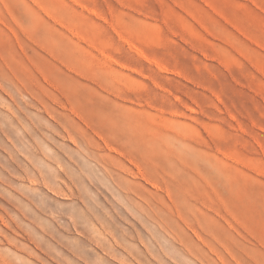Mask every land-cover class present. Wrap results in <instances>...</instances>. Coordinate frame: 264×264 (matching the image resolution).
I'll list each match as a JSON object with an SVG mask.
<instances>
[{"label": "rangeland", "instance_id": "rangeland-1", "mask_svg": "<svg viewBox=\"0 0 264 264\" xmlns=\"http://www.w3.org/2000/svg\"><path fill=\"white\" fill-rule=\"evenodd\" d=\"M0 264H264V0H0Z\"/></svg>", "mask_w": 264, "mask_h": 264}, {"label": "bare ground", "instance_id": "bare-ground-1", "mask_svg": "<svg viewBox=\"0 0 264 264\" xmlns=\"http://www.w3.org/2000/svg\"><path fill=\"white\" fill-rule=\"evenodd\" d=\"M126 40V39H125ZM125 42V41H124ZM129 45H130V48L132 47L133 49H134V51H136L137 53H139L140 55H143V53L140 51V50H138L136 47H134L132 44H130V42L129 41H126ZM125 42V43H126ZM160 69H162V70H164L165 71V69L166 68H164V67H160ZM161 71V70H160ZM232 117V116H231ZM107 145V144H106ZM110 149H112V148H110ZM147 182V181H146ZM33 185V184H32Z\"/></svg>", "mask_w": 264, "mask_h": 264}]
</instances>
